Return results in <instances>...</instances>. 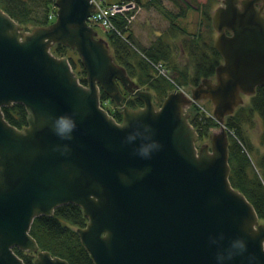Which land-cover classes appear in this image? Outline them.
Here are the masks:
<instances>
[{
    "label": "water",
    "instance_id": "95a60500",
    "mask_svg": "<svg viewBox=\"0 0 264 264\" xmlns=\"http://www.w3.org/2000/svg\"><path fill=\"white\" fill-rule=\"evenodd\" d=\"M54 5V21L30 28L0 7V264H25L15 247L33 264H67L29 233L67 203L87 218L76 232L93 264H264V221L229 181L224 126L264 85V0H222L211 14L222 58L214 80L190 95L169 90L160 104L97 37L90 0ZM57 43L78 53L85 84L52 53ZM122 90L143 104L127 106ZM199 99L213 103L218 126L197 146L186 108ZM14 103L28 115L20 128L2 112Z\"/></svg>",
    "mask_w": 264,
    "mask_h": 264
},
{
    "label": "trees",
    "instance_id": "16d2710c",
    "mask_svg": "<svg viewBox=\"0 0 264 264\" xmlns=\"http://www.w3.org/2000/svg\"><path fill=\"white\" fill-rule=\"evenodd\" d=\"M54 1L0 0V7L24 28H28L29 26L49 23L48 15ZM136 1L140 3V0ZM175 4L179 7V11L173 14L176 18L185 15V7H193L191 3H186L183 7L176 0ZM196 5L195 8H198L199 5L197 3ZM202 7L203 20L208 24L210 5L204 3ZM178 28L172 22L169 26V32L162 33L148 46L138 44L129 30L125 36L114 31L103 30L116 61L126 68L130 77L142 88L150 90L152 94L154 93L153 101L156 104L161 103L172 88V84L165 77L156 76L151 62L162 61L178 84L195 86L202 78L212 76L215 67L222 60L209 35L184 38L183 49L193 62V72L190 75L186 67L180 66L174 59V47L170 39L176 36L175 32ZM180 30L183 33L186 32L185 29ZM67 48L57 43L51 51L57 56L67 57L65 56ZM67 58L70 64H74L71 58ZM81 72L82 77L77 76L80 82L85 84V72L83 69ZM124 93V101L127 106L135 108L143 104L140 99L131 95L127 98V93ZM100 97L101 101L108 98L102 91ZM118 110L113 112L108 110V112L116 120H120L121 116ZM2 112L5 119L18 128L28 123L27 112L19 103L3 106ZM252 113H257L261 118L262 129L259 141L263 146L262 152L250 142L242 128L244 122L251 121ZM189 121L196 129L199 139L208 136L211 129L218 126L212 116L205 115L199 109L189 116ZM224 126L229 135V181L234 188L245 195L254 207L258 218L264 221V85L256 87L255 93L249 98L248 105L236 107L232 114L225 117ZM86 221L87 218L78 205L67 203L56 207L52 215L35 217L29 233L35 239L39 249L47 250L51 255L65 259L67 264H93L76 232V228L84 226ZM14 251L23 259L25 264H33L34 253L24 252L16 247Z\"/></svg>",
    "mask_w": 264,
    "mask_h": 264
},
{
    "label": "rangeland",
    "instance_id": "374dc122",
    "mask_svg": "<svg viewBox=\"0 0 264 264\" xmlns=\"http://www.w3.org/2000/svg\"><path fill=\"white\" fill-rule=\"evenodd\" d=\"M178 3L180 2L183 7H185L186 3H191L193 7H185L186 12L184 16L174 17L173 14L179 11V7L175 4V0H140L141 9L137 13L136 19L132 22V25L129 28V32L132 34L134 40L142 45L148 46L153 40H155L162 33L169 32V26L173 22L177 25L178 30H176V36L170 39L171 43L174 47V59L180 66H185L188 73L191 75L193 72V62L188 57L187 52L183 49V41L184 38L196 37L197 35H209L214 42V39L218 32L213 28L211 22V14L213 10L222 4V0H176ZM198 8H195L197 5ZM207 3L210 5L209 8V22H205L203 20L202 15V5ZM56 7L54 5L51 6L49 15L55 14ZM48 15L49 22H51V17ZM32 26H29L30 28ZM97 31V36L103 37L106 39L105 33L99 25L94 26ZM180 29H185V33H183ZM52 50V48H51ZM65 56L71 58L74 64L72 65L73 70L77 73L78 76L82 77V68L79 61L78 53L71 48H67L65 50ZM174 76V74L172 73ZM214 80V74L209 76ZM182 90L187 92L190 95L191 89L194 87L192 84L181 85L179 84ZM154 94V93H153ZM130 95L126 94L128 98ZM250 96H243V102L239 106H246L249 103ZM103 105L110 112L119 109L116 107L114 102L110 99H104L102 101ZM207 109V112L212 114L213 111V103L209 99H199L194 100L189 106H187L186 111L191 115L195 110ZM213 117V115H212ZM242 128L247 134L250 142L259 149L260 152L263 151V146L259 141L262 123L261 118L257 113H252L251 121L244 122L242 124ZM216 127H213L211 131L216 130ZM208 142L209 137L206 136L196 141V145L199 146L202 143Z\"/></svg>",
    "mask_w": 264,
    "mask_h": 264
},
{
    "label": "built area",
    "instance_id": "2783aa9c",
    "mask_svg": "<svg viewBox=\"0 0 264 264\" xmlns=\"http://www.w3.org/2000/svg\"><path fill=\"white\" fill-rule=\"evenodd\" d=\"M90 1L94 4V7L92 14L88 17V22L93 25H99L103 30L114 31L121 36H125V33L129 30L132 22L136 19L137 13L141 9V4L136 0ZM49 16L51 20L55 18L54 13ZM151 64L156 76L165 77L172 84L173 89L182 90L162 61L151 62ZM185 93L187 94V92ZM201 108V111L205 115L212 116V114L207 112V109Z\"/></svg>",
    "mask_w": 264,
    "mask_h": 264
},
{
    "label": "clouds",
    "instance_id": "9594fccd",
    "mask_svg": "<svg viewBox=\"0 0 264 264\" xmlns=\"http://www.w3.org/2000/svg\"><path fill=\"white\" fill-rule=\"evenodd\" d=\"M61 124H62V126L64 127V128H68V127H70V125L67 123V121H65L64 120V118L63 117H61Z\"/></svg>",
    "mask_w": 264,
    "mask_h": 264
},
{
    "label": "flooded vegetation",
    "instance_id": "af4514ba",
    "mask_svg": "<svg viewBox=\"0 0 264 264\" xmlns=\"http://www.w3.org/2000/svg\"><path fill=\"white\" fill-rule=\"evenodd\" d=\"M260 3H262V2H260ZM260 3L256 4V6L259 7ZM263 12H264V6H263Z\"/></svg>",
    "mask_w": 264,
    "mask_h": 264
}]
</instances>
